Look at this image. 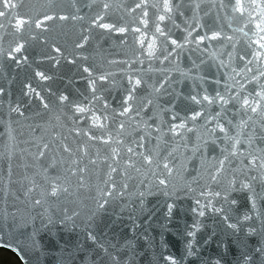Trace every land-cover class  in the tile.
I'll return each instance as SVG.
<instances>
[{"label": "water", "instance_id": "water-1", "mask_svg": "<svg viewBox=\"0 0 264 264\" xmlns=\"http://www.w3.org/2000/svg\"><path fill=\"white\" fill-rule=\"evenodd\" d=\"M18 2L21 4L18 10L21 16L36 17L41 13L52 14L54 11L56 15H82L85 19H56L47 22L48 31L36 30L34 25H26L22 34H14L9 27V19L0 18V24L4 25L0 28V52H7L10 44L14 46L15 42H21L26 47L17 59L23 55L29 58L27 62L21 60L17 65L0 54V87L4 89V94H0V250L15 255L21 264H35V256L20 250L27 238L31 237L36 241L37 247L42 249L40 264H60L61 259H65L67 264H81V253H86L87 259H92L101 242L115 247L112 249L113 255L117 251L123 253V258L129 264H163L160 257L169 255L175 257L178 264H201L210 259H220L221 264H236L240 253L236 243L237 236L244 237L250 228L256 229L257 233L247 237L248 241L251 246L259 247V233L264 223V215H261L264 213V199H257L255 211L252 210L250 201L253 191L264 194V169L260 167V160L264 158V152L260 151L264 148V140L260 139L262 132L258 117H253L257 124L253 126L249 121V126L241 134L243 140L255 133L251 146L247 143L239 146L243 155L238 153L236 156H229L231 162L225 163L218 176L224 187H227L228 181L235 179L229 200L236 203L225 205L221 198L208 195L219 190L210 180V174L219 167L218 159H224V155H227L221 154L220 149L225 147L221 140L217 139L215 145L210 142L213 137H210L208 130L212 125L202 127V118H198L195 124L187 119L186 128L178 129V134H173L168 131L170 122L179 121H171L172 112L165 114L161 111L179 104V114L181 118H185L183 109L191 105H186L177 97L190 94L193 80L198 76L206 77L203 87L210 94H214L215 90L223 91L225 80L229 86H233L232 80L225 73L238 81L242 79L241 75L232 72V68L240 72L251 56L244 62L236 59L231 67L218 65L220 59L227 63V51H232L231 44L225 40L226 36L234 38L236 51L241 54L246 50L249 38H258L253 35L255 24L247 22L248 13L244 17L234 13L231 5L235 0H223L229 5L226 8L219 7L220 0H198L201 2L198 12L191 10L192 0H171L173 4L181 3L180 11L185 15L180 16L179 12L168 13L165 21L160 22L161 28L166 32L170 30L173 38L182 41L185 34L183 29L198 20L204 26L197 29L200 34L210 35V29L221 32L219 42L205 41V45L211 44L209 52L223 51L224 55L213 61L203 51L205 45L190 51L189 49L196 48L193 43L185 45L178 61L160 64L157 60L149 61L145 58V44V57H141L144 64H137V70L143 69L141 75L149 82L162 78L167 72L171 80L165 83V87L171 95H148L149 90L142 87L137 94L138 99L133 103L138 108L139 97L151 99L153 104L145 111L156 119V123L147 129L143 123L147 116H136L133 112L131 119L124 120V142L117 144L110 141L104 144L100 140L92 141L83 135H76L73 129L80 125L87 131L91 120L87 121V125L83 120L73 123L70 114H66L62 106L57 104L56 97L50 95L48 89L53 92L63 91L65 94L84 92L87 74L82 72V67L88 65L94 71L100 69L113 73L111 82H105L108 89L105 95L115 107L127 85L126 75L121 72L122 68L126 72L127 66L109 64L108 61H130L134 59V48L138 49L140 46L133 44L131 30L127 33L126 43L121 44L119 34L93 29L91 42L85 49L76 50L74 44L80 36L82 26L86 27L88 20L100 11V5L107 2L111 8L106 12V22L141 27L150 40L157 14H164L162 7L159 13L155 8L149 7V24L145 27L132 23L139 16L138 12L130 13L122 6L131 4L133 0H95V5L91 8L87 5L92 0H54L57 6L51 10L48 0ZM147 2L151 5L157 0ZM160 3L162 4V0ZM213 3L216 7L212 6ZM242 3L249 4L250 0H242ZM77 7L81 11H77ZM249 11L253 19L258 17L259 9L253 11L249 8ZM168 16L180 28H175ZM240 28L248 35L237 31ZM33 33H37L36 39H30ZM53 42L64 52L63 57L57 56L60 60L58 66H53L52 61L42 58L44 53L51 54L49 45ZM221 44H225L226 48L221 49ZM255 48L253 45V50ZM72 57H77L76 62L69 64L66 58ZM84 57L87 59H83ZM193 60L198 65L201 60L206 63L200 69H194L191 63ZM261 63L264 62H254L250 67L259 68ZM188 69H191L193 79L185 80L180 73ZM36 70L44 71L51 80L41 81L34 77ZM215 80H220V84L216 85ZM27 83H31L45 96L49 102L48 110L42 109L34 96L30 98L23 95L26 91L24 85ZM252 87L253 85H248V91ZM17 102L24 105L21 108L23 116L9 109L10 105L15 107ZM215 110L219 111V108L216 107ZM118 111L117 107V113ZM228 115L231 118L232 112ZM237 122L238 120H233L234 124ZM188 128L194 130L189 132ZM134 129L139 135L147 136L146 141H139L144 147H138L137 143L132 142L138 140ZM236 131L231 128L230 135L235 136ZM95 132L98 136L101 135L98 128H95ZM217 135L223 137L218 129ZM112 136L115 140L121 139L114 131ZM44 143L49 144L48 149H43ZM64 144L68 145L70 152L63 151ZM128 147H133L136 154L128 153ZM112 148L116 149L118 155H112ZM38 149H43V157H40ZM249 152L257 157L254 165L248 163L251 159ZM141 154L151 156L152 162L144 161ZM164 163H168L172 169L170 173L164 169ZM110 166L116 171L112 172ZM160 179H164L166 183L160 185ZM242 183L249 184L251 190L241 187ZM53 186L58 189L57 195H47ZM202 192L205 195H201ZM37 199L41 200L40 205L34 204ZM197 199L201 205L207 206L211 202L217 208L230 209V219L225 221L223 214L214 212L211 207H205V216L200 217V209L195 204ZM101 204L105 205L102 209L99 208ZM168 204L173 205L170 215ZM193 207L197 208L196 213H193ZM244 214L249 215L248 221L243 220ZM49 218L53 224L48 223ZM194 223L199 224L196 237L198 256H187V232L196 231L192 229ZM231 223L238 226L235 234L228 228ZM42 225H47V228ZM88 231L95 234L97 242L87 238Z\"/></svg>", "mask_w": 264, "mask_h": 264}, {"label": "snow or ice", "instance_id": "snow-or-ice-1", "mask_svg": "<svg viewBox=\"0 0 264 264\" xmlns=\"http://www.w3.org/2000/svg\"><path fill=\"white\" fill-rule=\"evenodd\" d=\"M50 5V10L54 9L57 5H55L54 0H48ZM95 5V0H92L91 3L87 5V7L91 8ZM128 12L130 13H139V16L136 20H134L133 24L143 25L145 27L149 24V7L155 8L157 13H159L160 8L162 7L164 14H157L156 21L154 22V31L152 33V38L149 40L145 36L144 31H142L141 27H130V26H120L118 23L114 22H106V12L111 8V5L107 2H104L100 5V11H98L95 15H93L88 20V25L82 26L80 36L78 40L75 42L74 47L76 50H83L92 40V31L93 29H99L103 32H114L119 34V43H126L127 33L131 30L133 34V44H138L140 47L138 49L133 50L132 60L125 61H108L109 64H123L127 66V70L122 68L121 72L126 75L127 85L124 86V94L121 95L118 104L114 107L108 100V97L105 93L108 89L105 87V82H111V78L113 77V73L105 72L100 69H96L95 71L88 65H84L82 67V72L87 74L86 77V89L84 92H76L65 94L63 91L53 92L50 88L48 92L50 95L56 97V102L59 106L66 111V114H70V118L73 123L77 120H83L85 125H87V121L91 120V126L88 127L87 131L84 130V127L77 125L73 129L76 135H83L87 137L89 140L95 141L100 140L104 144H108L110 141H114L115 143H123L124 142V130H125V119H131L132 113L135 112L136 116H140L143 114L147 116V119L143 121L145 128L150 129L152 124L156 123V119L152 116L148 115V112L145 109H150L153 104L151 99H146L144 97H139L140 105H134V101L138 99L137 94L141 91L142 87L148 91V95L155 93L157 96L161 94L171 95L167 92V88L165 87V83L170 81L171 78L165 72L162 78H159L155 81H147L143 78L141 73L143 69L139 71L136 68L137 64L143 65L144 59L141 57H145V48L144 45L147 44L146 49V59L149 61L157 60L160 64L172 63L174 61H178L179 57L184 51V47L186 44L195 43V49H189L190 51H195L196 49H200L202 45H205V41L209 42H219L221 37V32L210 29V35L208 33L200 34L197 29L204 27L198 20L192 24L188 25V27L183 29L185 33L182 37V41L179 38H173L171 31H165L161 28L160 22L165 21L166 15L168 13L179 12L180 16H184L185 13L180 11L181 3H171V0H162V4L160 0H157L156 3L149 5L147 0H133L131 4L122 5ZM213 7H216V4L213 3ZM229 5L225 4L223 0H220L219 7L226 8ZM21 4L18 0H0V18H8L9 19V27L12 29L14 34H22L25 26H33L36 30L48 31L49 27L47 22L59 19L61 21H67L69 19L72 20H84V16L82 15H66L60 14L56 15L53 11L52 14L49 12H44L36 17L32 16H21L19 14V8ZM73 7H76L73 4ZM191 10L193 12H198L201 8V2L198 0H192L190 5ZM232 11L234 13H239L241 17H244V14L247 12V22L249 24H255V30L253 31V35L258 37L255 40H251L249 38V43L246 46V50H243L242 54L236 51L237 45L233 42L232 36H226L225 40L231 44L232 51H227L228 62L225 60H219V67H231L232 62L238 59L240 62H244L247 57L251 56V59H247L246 63L243 64V68H241L240 72H236L235 68H232V72L236 73V75H241V80H236L234 76H230L229 73H225L226 76H229L232 80L233 86H229L227 80H225V87L223 91L215 90L214 94H210L208 89L203 87V82L206 80L205 76H198L195 80H193L192 91L187 96H178L177 98L181 101L185 102L186 105H191V107H185L183 110L186 113L185 118H181L179 114V104H175L172 108H165L161 111L167 114L168 112H172L171 121H179V123L170 122V126L168 131L173 134H178V129L186 128V120L190 119L194 124L197 122L198 118H202L204 125L211 124L212 127L208 130V134L210 137H213L210 142L212 144H216V140L219 139L225 145L224 148L220 149L221 154L227 153L224 155V159H218L219 167H217L214 173L210 174V180L218 186L219 190L208 193V195H212L217 198H221L225 205L229 203L235 204L236 201L229 200L230 191L233 190V185L235 183V179L228 181L227 187H224L218 179L219 174L223 171L224 165L226 162L230 163L229 156H236L238 153L243 155L240 152V147L243 144L247 143L249 146L253 143V139L255 137V133L249 135L246 139H241V134L244 128L249 126V121L252 122L253 126L257 124V120H254L253 117H258V124L262 132L261 140H264V63L260 64L259 68L253 69L250 67L254 62H264V0H260L257 3V0H250L249 4L242 3V0H235V3L231 5ZM251 8L253 11L259 9L258 17L253 19L252 13L249 11ZM77 11H81L80 8L77 7ZM15 13V14H13ZM169 20H172L173 26L175 28H180L179 24L175 23V20L172 19L171 16L167 17ZM187 23V21H185ZM4 25L0 24V28H3ZM237 31L243 32L245 36L248 35L247 32H244L243 28L237 29ZM195 33V35H194ZM137 34L139 36L137 37ZM37 33H33L30 36V39H36ZM45 43L47 40L45 39ZM159 45V47H158ZM253 45L256 46L255 50H253ZM26 44L21 42H15L14 46L12 44L9 45V49L7 52H0L3 54L5 58L9 61H14L17 65L21 63V60L27 62L28 56L23 55L20 59H17L18 56L25 50ZM209 47L211 44L205 45L203 48L204 52H207L209 55V59L215 61L218 56L224 55L223 51H213L209 52ZM221 49L226 48L225 44L220 45ZM50 53L42 54V58L44 60L52 61L53 66H58L60 60L57 59V56L63 57V49L57 45L55 42L49 45ZM162 57V59H161ZM69 64H74L76 62L77 57L66 58ZM83 59H87L84 57ZM192 68L200 69L202 65L206 62L205 60H201L200 64H196L193 60ZM250 74V79H249ZM181 77L185 80L193 79L191 76V69L180 73ZM34 77L38 78L41 81H49L51 77L47 75L42 70L34 71ZM214 83L216 85L220 84V80H215ZM248 85H253L252 90L248 91ZM171 84H169V87ZM24 89L26 91L23 92L25 97H33L35 100L39 102V106L44 109H49V102L45 98L41 92L37 91L36 88L32 86L31 83H27L24 85ZM247 93V94H245ZM0 94H4V89L0 87ZM171 104L172 101L170 100ZM24 105L17 102L15 107L9 106L11 112H15L20 116L24 115V112L21 111V108ZM117 107L119 111L117 113ZM218 107L219 111H216L215 108ZM234 110V111H233ZM232 112L231 118H229V113ZM99 113V114H98ZM247 117V119H244ZM233 120H238L237 123H233ZM226 121V123L222 122ZM151 122V123H150ZM230 126V127H229ZM95 128H98L101 132V135H97L95 132ZM231 128H235L236 135H230ZM217 129L219 133L223 134V137L217 135ZM159 127L157 131H159ZM194 128H188L187 131L192 132ZM115 132L116 136L121 137L120 140H115L112 136V132ZM138 136L137 141H132L137 143L138 147H144V144L139 143V141H146L147 136L139 135V132L135 129ZM131 135V134H129ZM105 136L107 138H105ZM199 139V137H197ZM63 151L70 152L71 149L67 144L62 145ZM207 147V143L205 144V148ZM49 144L44 143L43 149H48ZM43 149H38L40 157L44 156ZM261 152H264V148L260 149ZM112 155H118L115 148L111 149ZM128 153L136 154L133 147L127 148ZM143 155V154H141ZM251 156V159L248 161L250 165H254L257 161V157L252 155L251 152L248 153ZM144 161L151 163L152 157L148 155H143ZM93 163L95 161H92ZM164 169H166L169 173L172 169L169 167L168 163H164ZM260 167L264 169V158L260 160ZM112 172H115V168H111ZM47 171V169H46ZM74 171V170H73ZM83 171V169H81ZM166 181L164 179L159 180L160 185H164ZM127 188V185L123 186ZM241 187L249 188L250 185L247 183H242ZM192 191V189H189ZM251 190V189H250ZM58 192L57 187L53 186L50 189V192L47 195L56 196ZM262 193H264V189H262ZM44 195V193H42ZM111 195V193H109ZM201 195H205V193H201ZM143 196V193H141ZM257 199H264V194L252 192V196L250 197L252 210H256V201ZM35 205H40L41 200L37 199L34 201ZM107 204V200L105 201ZM196 206L199 207L198 215L200 217L205 216V207H211L214 212L222 213L223 219L228 221L230 219V209L228 208H217L211 202L207 206L201 205L200 200L197 199L195 201ZM104 204L99 205V208H104ZM168 214L170 215L173 210V205H167ZM193 213L197 212V208L193 207ZM264 215V213H261ZM250 219L249 215L244 214L243 220L248 221ZM49 224H53L54 222L49 218ZM42 227L47 228V225H42ZM228 228L233 230L235 234L238 231V226L236 223L228 224ZM192 229L187 232L188 243H187V256H198V251L196 245L197 241V231L199 229V224L194 223L192 225ZM257 233V230L254 228H250L244 237L237 236L236 243L239 246L240 253L239 257L236 260V264H264V223H262V228L260 230L261 239L258 242L259 247L251 246L248 238ZM87 238L97 242V238L92 231L87 232ZM231 243V241L229 242ZM115 247L112 245H106L105 243H98V247L96 252L93 255L92 259L86 258V253H81L80 260L81 264H129V261L123 258L124 254L117 251L116 255L112 254V249ZM22 252H30L31 255L36 257L35 264H40V252L41 248L37 247L36 241L28 237L26 243L21 246L20 249ZM160 260L163 261V264H178V261L175 257L169 256H161ZM60 264H67L65 259L60 260ZM201 264H221L220 259H210L204 260Z\"/></svg>", "mask_w": 264, "mask_h": 264}, {"label": "trees", "instance_id": "trees-1", "mask_svg": "<svg viewBox=\"0 0 264 264\" xmlns=\"http://www.w3.org/2000/svg\"><path fill=\"white\" fill-rule=\"evenodd\" d=\"M0 264H21L20 261L17 262L14 259V255L8 251L0 250Z\"/></svg>", "mask_w": 264, "mask_h": 264}, {"label": "rangeland", "instance_id": "rangeland-1", "mask_svg": "<svg viewBox=\"0 0 264 264\" xmlns=\"http://www.w3.org/2000/svg\"><path fill=\"white\" fill-rule=\"evenodd\" d=\"M1 251H5V250H1ZM14 259L17 260V262L19 261L18 258L14 255Z\"/></svg>", "mask_w": 264, "mask_h": 264}]
</instances>
